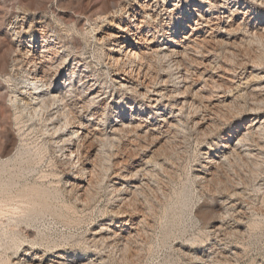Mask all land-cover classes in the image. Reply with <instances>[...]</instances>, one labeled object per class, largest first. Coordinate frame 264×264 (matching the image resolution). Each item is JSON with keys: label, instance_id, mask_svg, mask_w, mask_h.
<instances>
[{"label": "rangeland", "instance_id": "obj_1", "mask_svg": "<svg viewBox=\"0 0 264 264\" xmlns=\"http://www.w3.org/2000/svg\"><path fill=\"white\" fill-rule=\"evenodd\" d=\"M147 1L139 70L109 59L122 13L97 18L135 1L0 0V37L19 46L13 23L27 38L44 19L69 55L63 83L81 60L89 76L67 101L72 130L93 132L70 156L67 131L14 102L22 74L8 62L0 264H264V0Z\"/></svg>", "mask_w": 264, "mask_h": 264}, {"label": "bare ground", "instance_id": "obj_2", "mask_svg": "<svg viewBox=\"0 0 264 264\" xmlns=\"http://www.w3.org/2000/svg\"><path fill=\"white\" fill-rule=\"evenodd\" d=\"M133 1H135V4L137 6L136 5H132L130 8L129 7L127 8V6H125V5H121V6H119V8H117V6H115V8H117V9L113 12V14H112V12L108 13V14H102V15L99 14V16L97 18H98V20L99 19H104L105 20L106 18L110 17L111 15H115L118 12L122 13V18H121L120 24L119 25L117 24V29H119V31L121 32V35H116L115 34V36H114V34H112L111 36H108V37L111 38L110 40H114V42L109 46V57H110L109 59L113 60L114 63H116L118 65V64H120L122 62L121 61L122 58H120V56L117 57V55L118 54L120 55V54L124 53L125 57H127V60L131 62L130 63L131 64V69H136L137 68V69L141 70L142 67L144 66V63H145L144 61H145L147 53L144 54L143 48H139V46L142 45L143 42H145L144 35H143V33H144V31H143V29H144L143 25L144 24L143 23H144V18H146L148 16L146 14H149V13L144 12V10L150 9V7H152V6L147 5V3H149V1H147V0L143 1L141 3L138 0H133ZM155 1H158V0H155ZM164 2H165V0H164ZM208 2H209L210 7H211V3L212 2L211 1H208ZM216 2L217 1H214V4ZM150 3H152V2H150ZM220 5H221L220 7H222V6L225 7V5H223L221 3H220ZM4 9H5L4 7H0V27L3 26L4 21H5V11H6V9L5 10ZM67 15H68V13L66 14V16ZM138 16H141L142 19H138ZM20 17H21L20 15H17L16 20L20 19ZM149 17H150V15H149ZM79 18H77L75 20V23H76L75 25H77V24L79 25L81 23V20ZM216 18L218 20L220 17H216ZM23 20H24V18H23ZM13 24H15V27L11 28V32L16 37H19L18 42L20 43V45L17 46L16 40L15 39H11V37H10L8 32L2 34V36H1L2 39L0 40L1 41V46H2L0 48L1 49V51H0V77H4L5 78V77H8L7 75L10 76V73H8V71H7V65H8V62L11 61L12 62V65L10 67L12 69L11 72L14 73L15 75L17 74V76L22 74V76H20V77H21L22 85H23L22 91L19 92L16 95V97L14 96L15 97V101L14 102L16 104H18L19 107H24L25 109H29L31 111V113L34 114V116L36 115V116L46 117V118H44L45 119L44 121L47 122V126L48 127H49V125H50V127H52V130L55 133H57V132H59L61 130L63 134H66V131H67L68 133L66 135L68 136L70 134V137H67V139L65 141L66 142L67 141L68 142L71 141L70 145L73 144V146L69 150L71 151V149H73V147H77L76 151L72 150L71 153H69V155L71 154L70 156H73L75 154V152H76L75 156L79 160L81 158V155L78 157V153H80V148H82V144L80 146V143H85L87 141V139H89L90 135L93 132L91 133L90 131H88L86 129V127L82 128V130L85 129L83 132L79 131L80 129L79 130H72L73 129L72 128L73 124L75 122L77 123V121H74V120H77L76 119L77 117H74L75 116L74 115L75 112L73 111L74 112V114H73V112L71 110L72 108L69 107V104H70L69 102L70 101H67V100H68V94H72V92H74V89H73V80L74 79L73 78L77 77L78 78V82L81 83L82 80L85 79V78L87 79L89 75H87L85 72L80 70L81 67H82V65L80 63L81 60L78 61L77 58H75V59L73 58L74 59L73 60V64H74V68L73 69L74 70L72 72L73 76L70 77L69 79H67V81L65 83L62 82V80H64V78L66 77L64 74H66L65 72H66L67 67L69 65V64L66 65V62H67V59L69 58V55H64L65 54L64 53V46L62 45V43L58 42L57 40L54 39L53 36L50 35V32L48 30L49 27H47V25L45 24L44 19L43 20L37 19L34 24L30 25V28L28 29L27 33H25V34H27V38L22 37V35H23L22 33H23V29H24L23 27L24 26L21 25L20 26V30L18 31V29H16V25L19 24V23H16V21H15V23H13ZM80 30H82V29H80ZM29 31H30V33L28 34ZM132 38H135L134 44L130 45V47H126V44ZM158 51L160 52V50H158ZM150 54H152V53H149L148 55L150 56ZM155 54L157 55L156 51H155ZM170 54H171V52H169V55ZM160 55L161 54H159V56ZM162 55H163V53H162ZM164 55L166 57V53ZM176 61H178V60H176ZM177 64H180L179 61H178ZM121 66H120V68H121ZM72 67H73V65H72ZM114 67H116V66H114ZM178 68H179V65H178ZM130 72H132V71H130ZM145 72H146V70H145ZM136 75H139V74L136 73ZM125 76H126V74H125ZM128 76H126V77H128ZM131 78H134V77L131 76ZM144 78H145V76H144ZM129 81H127V82L129 83ZM121 84H123V83H121ZM146 85H145V87L147 88L148 84H146ZM93 86L91 85V88ZM124 86H126V85H124ZM134 86H132V87L134 88ZM141 87H143V86H141ZM67 88H68V90H67ZM136 89H138V88H136ZM136 89L134 88V90H136ZM127 90H128V88H127ZM134 90L132 91L133 93H134ZM147 90L149 92V88H147ZM3 91L4 90H1V88H0V99L1 100L5 97V94H4ZM76 93H77V91H76ZM93 94H94L93 92H91V93L88 92V94H86L87 95L86 99L89 100L90 102H94L95 100L99 99L98 93H97V95L92 97ZM74 95H76V94H74ZM79 95H81V93ZM104 95H105V93H104ZM76 96H78V95H76ZM73 98H74V96H73ZM81 99L82 98L80 96L77 100H75V102L73 101L75 103L74 105L82 104L81 101H83V100H81ZM85 103H86V101H85ZM88 104H89V102H88ZM84 106L82 105L81 107L84 108ZM51 108H53V109H51ZM73 108H74V106H73ZM85 108L87 109L86 106H85ZM102 108H103V106L101 107V109ZM79 109H81V108H79ZM51 110H54V113L51 114V112H52ZM77 113L78 112H76V115H77ZM9 114L7 112L4 115L5 117L3 118L4 122H6V123H7L8 120H10L9 119ZM61 115L62 116L64 115L66 117L65 118L63 116L66 119L65 121L63 120L65 122V124L63 122H61V123L64 124L63 126L59 125V122L56 121V120H58L59 117H61ZM92 117H90V119ZM92 119H94V118H92ZM72 121H74V123ZM82 123H84V122H82ZM82 123L79 124V126L82 127L83 126ZM7 124L4 123V126L5 125L7 126ZM77 127H78V123H77ZM1 136L2 137H0V153L2 152V150L4 148L5 142H8V141L11 140L10 139L11 137L8 138L5 135H1ZM74 136L75 137L77 136V139H78V141L76 143L75 142L73 143ZM89 142H90V140H89ZM87 143H88V141H87ZM85 145H86V143H85ZM69 150H68V152H69ZM8 152L9 151H6V153H8ZM8 156H10V154L7 155V157ZM0 162H5L4 158H2L1 155H0ZM86 186L87 185H85V186L82 185L81 188H83V187L85 188ZM0 200L2 201L3 199H0ZM1 213H3V211H2V204L0 202V216H1ZM0 225H2V224H0ZM0 235H1V232H0Z\"/></svg>", "mask_w": 264, "mask_h": 264}]
</instances>
